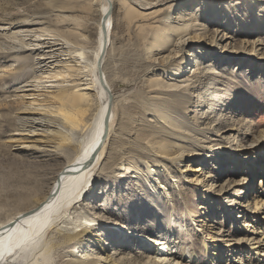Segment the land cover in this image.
<instances>
[{"label": "bare ground", "instance_id": "bare-ground-1", "mask_svg": "<svg viewBox=\"0 0 264 264\" xmlns=\"http://www.w3.org/2000/svg\"><path fill=\"white\" fill-rule=\"evenodd\" d=\"M161 1H168L172 3V7H175L177 3H182L185 0H156L154 3L145 4L142 8L133 6L135 3L130 4L120 1L123 5L125 18L139 24L136 29H148L149 38L146 41V49L151 51L149 57L157 56L158 53L161 54L159 58L162 61L161 65L152 66L149 71L154 72L158 69L166 71V69H169L174 78L165 81L159 75H153L147 80L146 96L148 99H152L153 103L148 104V101H145L143 105L146 114L153 118L150 121L153 124L146 127L147 130H142L139 133L137 151L144 152V155L151 154L148 157L151 163L163 165L164 167L180 164L186 160L191 164L195 163L194 167L190 166L186 170L190 174V181H196L197 187L203 193V197L200 198L203 199V202L198 206V212L190 214V220L196 227L193 232L194 235L199 240L202 239L204 247L205 236L203 237V235L204 230H207L208 236H210L207 239L215 241H212V243H216L213 250L215 252L212 255L217 260L219 259L218 250L221 248L227 250L228 257L229 253L237 249H243L247 254L245 256L247 263L245 264H252L254 261L264 264V228L260 226L261 230H259L260 228L255 229L256 225L264 224V130L258 132V141L253 142L255 146L242 149L239 143H242L243 140H238L235 136L241 125H243V123L241 124L242 119L238 116L228 122L222 129H220L222 118L218 122L211 121L210 118L207 125L199 130L200 128L193 129L188 123L182 128L181 125L184 124V119L180 120L181 117L171 116L169 113L170 108H172L173 113L178 114L180 109L186 112L192 104H197L193 101V94L190 91L197 90L196 84H199L201 80L199 75L203 72L212 76L213 87L217 91L215 86L220 83L219 78H223L222 74L225 69L229 70L227 66L230 64L238 63L241 59L256 63L264 62V42L259 37L253 38L251 42L246 41L251 46L250 54H247V49H236L231 44L232 36L229 29L232 23L217 24L218 27L212 30L214 33L209 35L201 28L200 23L194 22L193 13L182 10L172 18L170 15L162 14L159 10H149L150 6H154ZM192 1L198 0H188L189 3H192ZM205 1H208L212 6L218 0ZM235 1L234 6L245 4L249 6V9L252 6H264V0ZM219 2L222 4L223 1L220 0ZM45 6L44 9L48 8V11L57 19H70L76 23H79L77 19H81L82 24L73 25V28L66 29L63 32L57 31L56 39L33 40L29 38L25 41L28 36H22L18 33L16 39H14L19 43L16 45L19 47V52H28L29 55H34L33 65L37 66L36 69L39 72L44 73L50 70L51 67V71H53V65L64 63V75H66L70 84L61 86L46 99L28 102V106L22 105L21 111L26 112V115L23 116L25 122L31 125L39 122L42 124L43 131L35 136L36 131H30L25 137L11 139V143L17 144L14 145L16 149L41 153L40 156L48 158L56 164L52 169V176L54 177L47 193H44L45 195L40 199L35 200V198L33 202L0 223V264H57L59 262L61 264H137L136 261L143 257L140 250H136L133 258L129 260L124 257L121 249L118 251L114 249L111 254H107L109 242L104 238L106 236L105 232H114L117 231L116 229L126 232L125 236L130 240L132 239L134 244L138 243V245L142 244L141 246H143V243L146 242L145 249L148 248L149 244L155 243L158 247L155 250L156 255L154 257L152 255L145 256L146 261L144 264H161L170 255L165 243H161L157 239L152 240L151 237H148L150 233L148 234L147 231L145 232L139 227L133 230V228H127L123 224L119 225L122 222L121 217L113 212L112 208L106 207L109 204L108 198L104 200V204H99L98 207L101 208L100 212L104 210L106 214L111 215L112 218L114 217L112 220L104 218V214H100V212L96 215L95 213L91 214L88 210L92 211L94 207L83 204L86 199L92 200L99 197V193L94 192L93 185L106 180L108 175L105 168L100 169L101 164L108 159L110 161L112 156L108 157V153L113 149L115 143H120V140H122L121 137L118 136L117 138L112 134L114 125L119 127L120 122L113 112L114 95L104 70L106 62H109L111 58L108 52L113 43L111 37L114 28L112 19L114 12L113 0H48ZM260 12H264V8ZM76 14H81V16L83 14L85 18L79 16L76 18ZM262 25H264L263 21ZM222 27L224 30L220 29ZM244 33L250 34L249 32ZM244 33L242 35H245ZM166 47L167 49H165ZM198 47L208 51L207 60H205L206 66H202L196 60V57L191 54L190 50ZM164 49L165 51L162 52ZM197 53L204 59L205 54H199L202 51ZM61 57H64V59H61ZM211 62L218 64V69L212 68ZM219 66L226 68L217 71ZM197 100H202L200 94ZM206 102L205 99L201 101L205 108H207ZM212 106L213 103L210 104L209 109ZM206 113V111H203L204 115ZM213 126L218 127V129L213 128ZM188 132H193V135L188 134ZM117 133H122L121 127ZM197 136L201 138L197 139ZM212 136L215 137L214 140L211 138ZM250 155L258 156V164L253 163L255 158H249ZM119 156L112 157L115 160L122 161L120 166L123 171L119 177L125 181L131 177L134 178L133 172L136 171V174H138L140 171L137 160L135 161L131 157L128 158V156H126L127 158ZM123 157L126 159H122ZM222 157H225V161L232 160L231 165L239 164L240 166L241 161L244 160L252 167H256L254 168L256 172L262 174V181L260 182L261 198L256 199L255 209L249 215L248 210H245V206H243L244 203L237 201L239 199L238 194H245V190L237 195L233 191L239 183L233 186L230 184L222 185L217 191L215 178L206 168L205 163L212 160L216 162V167H218ZM234 159H239V161L235 163ZM236 170L239 172V167L236 166ZM164 171L167 173V169ZM149 178H152L150 174ZM157 180L158 178L155 181ZM182 181L179 177L178 183L180 186L189 185L184 184L185 181ZM158 185L165 189L162 181ZM243 189H246L244 184ZM166 192H169V190ZM23 193L24 191L20 194L23 195ZM213 194L217 198L219 197L222 202L223 200L226 201L229 196H234V199L225 202L224 215L231 220L232 224L233 221L237 224V221L244 218V216L249 223H239V227L234 224L232 226L233 233L230 236L240 234L242 228L245 231L249 227L250 229L246 230V233L250 235L249 237L243 239H233L232 237V239L224 240L223 229L218 228L216 231H211L213 230L210 220L211 212H217L218 210H212L205 206V203L208 197ZM245 196L246 194L243 198ZM21 197L25 198L26 195ZM121 197L123 200L124 196ZM121 197L116 203L117 205L121 203ZM186 198L187 196L183 197L185 204L187 203ZM157 200L155 202L159 208L158 204L161 205L164 202L163 199ZM149 205L152 204L148 202L147 206ZM72 215H75L73 218L78 222L73 231L76 229L78 231L66 232L59 229L58 227L62 223H66L63 220L64 217L69 219ZM93 215L95 216L93 217ZM229 234L230 232H228ZM106 237L109 238L110 236L107 235ZM90 241L99 250L94 258L87 252L83 256L81 255L80 258V255L76 256V252L71 251L79 247L83 249L86 244L91 243ZM204 249L208 255V248L205 246ZM64 251L69 255L64 256ZM52 253L56 255L53 263L51 261ZM160 258H162V261L158 262L157 260H161ZM232 262L242 264L235 261V259H232Z\"/></svg>", "mask_w": 264, "mask_h": 264}, {"label": "rangeland", "instance_id": "rangeland-1", "mask_svg": "<svg viewBox=\"0 0 264 264\" xmlns=\"http://www.w3.org/2000/svg\"><path fill=\"white\" fill-rule=\"evenodd\" d=\"M120 1L130 4L135 3L133 6L142 8L145 4L154 3L156 0H113L114 12L112 19L114 28L111 33L113 43L108 52L111 58L109 62H106L104 68L114 95L113 112L120 122L119 127L114 125L112 134L122 139L120 143L117 142L113 145L108 157L112 156L115 158L119 155V157H131L133 160H137L140 171L138 174L134 171L132 174L134 178L131 177L125 181L119 177L123 171L120 166L122 161L115 160L112 157L110 161L109 159L104 161L100 169L105 168L108 171L107 178L99 182V184L96 185L94 183L93 185V190L95 193H99V197L92 200L86 199L83 204L93 206L94 209L92 211L87 210L91 214L95 213L96 215L101 209L98 207L99 204H104V200L108 198L109 204L106 207L112 208L113 212L121 217L122 222L119 225L123 224L127 228H133V230L139 227L145 232L147 231L148 234L150 233L148 237H151L152 240L157 239L161 243H165L170 255L161 264H235L232 259H235L238 263L245 264L247 263V258L245 257L247 254L243 249H237L229 253L228 257L227 250L221 248L218 250L219 259L217 260L212 255L215 252L213 250L216 243H212L213 240L207 239L210 237L207 230L203 229L205 231L203 237L205 236V246L209 250L208 255L205 253L202 239L199 240L193 233L196 227L190 220V214L198 212V206L203 202V199H200L203 197V193L197 187L196 181H190V174L186 170L196 164H191L186 160L180 164L164 167L163 165L151 163L148 158L151 154L144 155V152L142 154L141 151H137L139 133L142 130H147L148 128L146 127L153 124L150 122L153 118L146 114L145 106L143 105L145 101H148V104L153 103V100L148 99L146 96L147 80L153 75H159L165 81H170L174 78L169 69H166V71L162 69L154 72L149 71L150 67L161 65L162 61L159 59L161 54L159 55L158 53L157 56L149 57L151 51L146 49V41L149 38L148 29H136L139 24L131 20L128 21L125 18L123 5ZM219 1H215L211 6L205 0L192 1V3L185 0L182 3H177L175 7H172V3L168 1H161L154 6H150L149 10H159L162 14L170 15L172 18L182 10L193 13L194 22L200 23L201 28L209 35L214 33L212 30L218 27L217 24L232 23L229 29L232 36L231 44L236 49H247V54H250L251 46L246 41L251 42L253 38L259 37L264 42V25H262L264 12H260L264 6H252L249 9V6L245 4L234 6L236 4L235 0H222V4ZM46 2L48 0H0V223L18 210L26 207L35 198V200L42 198L47 193L54 177L52 176V169H54L55 162L40 156L41 153L16 149L15 146L17 144L11 143V139L25 137L30 131H36L34 136L43 131V128H41L42 124L39 122H36L35 125L25 122L23 116L26 115V112L21 111L22 105L28 106V102L46 99L61 86L70 84L68 78L64 75V63L53 65V71H51V67L50 70L44 73L42 71L39 72L36 69L37 66L33 65L34 55H29L28 52H19V47L16 46L19 43L14 40L17 33L22 36L27 35L28 37L25 38V41L29 38L33 40L56 39L57 31L63 32L66 29L73 28V25L82 24L81 19H77L79 23L70 19H57L48 11V8L44 9V7L46 8ZM66 15L64 16L66 17ZM77 16L85 18L83 14L82 16L81 14H76V18ZM78 27L80 28V26ZM220 29L224 30L223 27ZM244 32H249L250 34H245ZM242 33L245 35H242ZM190 51L202 66L207 65L205 60H207L208 51L206 49L198 47ZM199 51H202L199 54H205L204 59L198 55L197 52ZM61 59H64V57H61ZM211 64L212 68L218 69V64L214 62H211ZM227 67L229 70L225 69L222 74L223 78H219L220 83L215 86L217 91L213 87L212 76L203 72V74L199 75L201 80L199 84H196L197 90L190 91L193 94V101L197 102V104H192L186 112L180 109V114L173 113L171 111L172 108H170L169 113L171 116L181 117L180 120L184 119V124L181 125L182 128L188 123L193 129L200 128L199 130L207 125L210 118L211 121L217 122L222 118V126L220 127L222 129L228 122L238 116L242 119L241 124L243 123V125H241L239 132L235 136L238 140H243L242 143H239L242 149L251 148L258 141V132L264 130V62L256 63L241 59L238 63H232ZM224 68L226 67L219 66L217 71ZM57 74L60 75L58 76ZM199 94L201 101L207 100V108L200 100H197ZM211 103H213V106L209 109ZM203 111L207 112L206 115L203 114ZM214 126L213 128L218 129V127ZM120 127L121 134L117 133ZM188 134L193 135V132H188ZM199 138L201 137L197 136V139ZM211 138L214 140L215 137L212 136ZM244 156L246 157V155ZM124 157L122 159L125 160L127 157ZM248 157L255 158L253 160L256 162L254 161L253 163L258 164V156L250 155ZM220 159L222 161L218 163V167H216L214 160L205 163L207 170L215 178L214 182L217 186V191L222 185L230 184L233 186L239 183L233 191L237 195L245 190V198H243L245 194H238L239 199L237 201L244 203L243 206H245V210H248L249 215L255 209L256 199L261 198L260 182L262 181V174L256 172V169L254 170L256 167H252L244 160L241 161L239 166V164L231 165L232 160L225 161V157ZM234 160L235 163L239 161V159ZM111 161L113 162L111 163ZM236 166L237 168L239 167V172L236 170ZM166 169L167 173L164 171ZM250 169L253 170L250 171ZM149 174L152 178H149ZM179 177L180 180L185 181L184 184H189V187L180 186L178 183ZM156 178H158L157 181H155ZM160 181L165 185V189L158 185ZM243 184L246 189H243ZM167 190L169 192H166ZM23 191V195H26L25 198H22L21 196L23 195L20 194ZM122 195L124 196L123 200ZM184 196H187L186 204L183 201ZM214 196V194L209 196L205 203V206L212 210H218L217 212H211L210 220L211 225H213V230L211 231H216L218 228L223 229L224 240L232 239V237L233 239L249 237V233H246V230L250 229L249 227L245 231L242 228L240 234L230 236L233 233L232 226L235 223L233 221L232 224L223 211L224 206H226L225 202L234 199V196H229L223 202L219 200V197ZM120 197L122 201L117 205L116 203L120 200ZM157 199H163L164 202V204H158L159 208L155 202L158 201ZM247 200L248 202H246ZM148 202L152 205L147 206ZM208 210L206 211L208 212ZM100 214H104V218L111 220L114 218L106 214L104 210ZM73 216L75 215L70 216L69 219L64 217L63 220L66 223H62L58 228L66 232H77L78 229L73 231V228L78 224ZM126 220L128 222H125ZM239 223L247 224L249 221L244 216V218L237 221L236 227H239ZM260 226L264 228V224H262L256 225L255 229H259ZM116 230L114 232H105L106 236H110L109 238L104 237L109 242L107 254H111L114 249L117 251L121 249L124 257L129 260L133 258L136 250H140L143 253L141 255L143 257L136 261L137 264H144L146 261L145 256L152 255L154 257L156 255L155 250L158 247L155 243L149 244L148 248L145 249L146 242L143 243V246H141L142 244L138 245V243L134 244L132 239L130 240L125 236L126 232ZM228 232H230L229 235ZM90 242L83 249L79 247L71 251L76 252V256L80 255V258L86 252L94 258L99 253V250L92 244V241ZM67 254L64 251V256ZM55 257L56 255L52 253V263ZM160 259L157 261L161 262L162 258ZM252 264H261V262L254 261Z\"/></svg>", "mask_w": 264, "mask_h": 264}]
</instances>
